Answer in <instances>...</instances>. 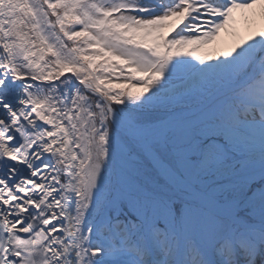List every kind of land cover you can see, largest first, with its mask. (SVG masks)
Returning a JSON list of instances; mask_svg holds the SVG:
<instances>
[{
    "label": "snow or ice",
    "instance_id": "6c2138e0",
    "mask_svg": "<svg viewBox=\"0 0 264 264\" xmlns=\"http://www.w3.org/2000/svg\"><path fill=\"white\" fill-rule=\"evenodd\" d=\"M0 264H264V0H0Z\"/></svg>",
    "mask_w": 264,
    "mask_h": 264
},
{
    "label": "bare ground",
    "instance_id": "6f19581e",
    "mask_svg": "<svg viewBox=\"0 0 264 264\" xmlns=\"http://www.w3.org/2000/svg\"><path fill=\"white\" fill-rule=\"evenodd\" d=\"M242 32L244 33V35H246V32L244 31L243 27H242Z\"/></svg>",
    "mask_w": 264,
    "mask_h": 264
},
{
    "label": "rangeland",
    "instance_id": "374dc122",
    "mask_svg": "<svg viewBox=\"0 0 264 264\" xmlns=\"http://www.w3.org/2000/svg\"><path fill=\"white\" fill-rule=\"evenodd\" d=\"M242 35H243V33H242Z\"/></svg>",
    "mask_w": 264,
    "mask_h": 264
}]
</instances>
